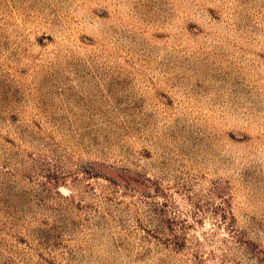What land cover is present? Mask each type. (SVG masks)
<instances>
[{
	"label": "rangeland",
	"instance_id": "obj_1",
	"mask_svg": "<svg viewBox=\"0 0 264 264\" xmlns=\"http://www.w3.org/2000/svg\"><path fill=\"white\" fill-rule=\"evenodd\" d=\"M0 264H264V0H0Z\"/></svg>",
	"mask_w": 264,
	"mask_h": 264
}]
</instances>
